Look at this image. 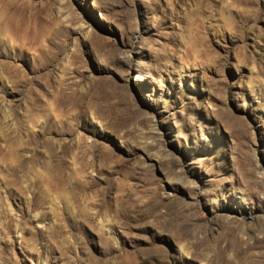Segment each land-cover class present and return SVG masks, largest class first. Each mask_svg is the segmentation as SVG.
Returning a JSON list of instances; mask_svg holds the SVG:
<instances>
[{"label": "rangeland", "instance_id": "rangeland-1", "mask_svg": "<svg viewBox=\"0 0 264 264\" xmlns=\"http://www.w3.org/2000/svg\"><path fill=\"white\" fill-rule=\"evenodd\" d=\"M0 264H264V0H0Z\"/></svg>", "mask_w": 264, "mask_h": 264}]
</instances>
